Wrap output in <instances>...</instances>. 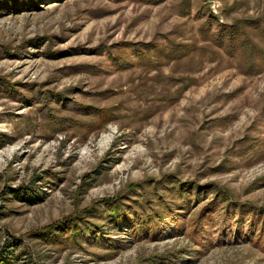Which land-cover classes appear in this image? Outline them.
<instances>
[{
	"label": "rangeland",
	"instance_id": "1",
	"mask_svg": "<svg viewBox=\"0 0 264 264\" xmlns=\"http://www.w3.org/2000/svg\"><path fill=\"white\" fill-rule=\"evenodd\" d=\"M0 264H264V0H0Z\"/></svg>",
	"mask_w": 264,
	"mask_h": 264
},
{
	"label": "bare ground",
	"instance_id": "2",
	"mask_svg": "<svg viewBox=\"0 0 264 264\" xmlns=\"http://www.w3.org/2000/svg\"><path fill=\"white\" fill-rule=\"evenodd\" d=\"M109 136H107V135H104V137H103V139L105 140V142H107L108 140H109Z\"/></svg>",
	"mask_w": 264,
	"mask_h": 264
},
{
	"label": "trees",
	"instance_id": "3",
	"mask_svg": "<svg viewBox=\"0 0 264 264\" xmlns=\"http://www.w3.org/2000/svg\"><path fill=\"white\" fill-rule=\"evenodd\" d=\"M6 256V255H5ZM2 260H5L4 258H2Z\"/></svg>",
	"mask_w": 264,
	"mask_h": 264
}]
</instances>
